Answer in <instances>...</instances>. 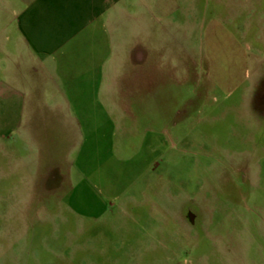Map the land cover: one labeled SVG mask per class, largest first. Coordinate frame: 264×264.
Here are the masks:
<instances>
[{"label": "crops", "instance_id": "crops-1", "mask_svg": "<svg viewBox=\"0 0 264 264\" xmlns=\"http://www.w3.org/2000/svg\"><path fill=\"white\" fill-rule=\"evenodd\" d=\"M184 17L181 0H0V217H11L0 220V244L9 237L17 248L20 231L27 242L41 237L48 244L55 229L64 233L56 235L64 244L56 255L74 252L69 264H129L131 249L142 264L143 248L163 245L158 228L169 217L174 223V202L147 192L157 177L140 191H100L101 168L93 161L100 152L125 151L134 133L142 151L162 146L165 55L177 60L171 72L179 67V53L165 40L180 39ZM221 26L219 19L208 22L209 42L236 38ZM194 28L185 53L193 69ZM243 46L237 65L249 78ZM203 49L216 91L224 81L214 80V53ZM67 215L77 220L74 239L66 234Z\"/></svg>", "mask_w": 264, "mask_h": 264}, {"label": "rangeland", "instance_id": "rangeland-1", "mask_svg": "<svg viewBox=\"0 0 264 264\" xmlns=\"http://www.w3.org/2000/svg\"><path fill=\"white\" fill-rule=\"evenodd\" d=\"M181 1L185 22L180 24V39L165 40L179 53V67L171 72L177 60L165 55V113L158 127L162 146L156 153L142 151L141 138L131 129L134 134L126 139L125 151L98 153L93 162L101 170L94 185L100 191H140L156 176L158 185L147 192L158 190L168 197L164 203L174 202V223L169 217L158 228L163 230V245L141 248L147 255L142 264H264V0ZM211 19L222 20V29L236 38L209 42L204 30ZM193 27L194 69L191 56L187 61L185 55L188 45L191 52ZM241 44L250 55L249 78L237 65ZM204 47L214 53V80L224 81L216 91L210 89ZM193 79L195 86H188ZM138 178H144L139 187ZM66 219V234L74 239L76 217ZM14 233L17 248L9 237L0 244L2 264H69L67 258L74 256L68 248L62 253L66 259L56 255L64 245L56 235L64 233L55 229L48 232V244L41 237L27 242L24 232ZM112 238L119 240L117 234ZM131 252L129 264H135Z\"/></svg>", "mask_w": 264, "mask_h": 264}]
</instances>
